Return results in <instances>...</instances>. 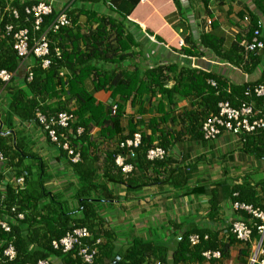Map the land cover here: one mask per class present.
I'll use <instances>...</instances> for the list:
<instances>
[{
    "label": "crops",
    "instance_id": "0c3cea01",
    "mask_svg": "<svg viewBox=\"0 0 264 264\" xmlns=\"http://www.w3.org/2000/svg\"><path fill=\"white\" fill-rule=\"evenodd\" d=\"M178 1L180 10L173 0H138L127 16L124 28L140 45L138 48H131L126 55L139 51L141 55L126 56L123 61L114 64L95 61L93 65L101 71L119 72L132 71L135 66L151 69L175 64L180 69L189 67L220 75L231 85L257 82L264 84V49L252 54L254 62L243 64L242 68L219 60L210 50L200 48L198 43L199 56L187 57L180 52L188 35L198 42L202 33L211 31V27L208 31L205 29L207 20L217 24L218 28L214 33L221 38L222 49L225 51L231 48L238 37L241 39V46L246 41L249 23L243 22L244 17H249L250 21L253 16L261 22L264 42V0H210L209 14L205 13L200 0H188L185 4L182 0ZM65 3V0H54L53 8H64ZM119 3L120 0H111L105 6L87 5L86 9L92 8L99 15L117 17L114 10ZM79 22L82 25L81 31L84 32L85 18L81 17ZM30 63V59H25L19 64L7 90L11 87L16 93L24 86L23 80ZM60 74L66 75L67 71L61 70ZM166 75L169 77L166 86L171 87L174 84L172 74ZM83 86L93 98L94 106H102L105 112H109L114 105L120 108L115 128L111 123L104 127L90 128L92 146L88 153L96 159L94 166L98 168L91 178V184L81 183L83 180L74 173L66 157L61 156L59 150L48 142L44 131L36 123L13 118L14 129L5 130L0 122L1 133L12 132L1 135H9L12 145L18 138L24 152L37 157V160L26 159L23 166L30 169L25 185L28 196L36 201L41 198L37 203V210L41 213H50L49 203L55 200L65 211L71 213V218L81 219L84 215L79 209V196L84 200H91L95 203L91 205L94 216L91 223L95 233L100 234L95 240L104 244L109 235L113 253L122 258L137 240L162 243L172 253L181 235L195 228H209L218 232L219 238L226 242L227 229L234 221L241 220L232 209L230 201V194L236 186L248 185L255 189L261 199L259 204L264 207V153H261L262 157L258 156V150L264 148L263 138L252 136L244 144L231 134L223 133L214 142L206 143L188 135L186 129L189 119H184V123L180 121L185 112L198 113L201 110L199 102L194 99L176 100L170 109L167 101L161 100L159 95H145L139 101L130 103L129 99L124 103L118 97L113 99L109 91H96L91 78L86 79ZM5 92L0 89V121L2 116H6L10 103ZM28 97L31 95L28 94ZM161 101L166 112L172 110L170 117L175 118V123H159L158 131L154 134V144L158 142L159 131L169 133L172 138L182 135L180 142L169 149L167 162L157 170L158 174L152 168L137 173L133 177L134 184H142L137 189H127L105 181L102 168L106 155L117 150L118 143L128 136L132 127L141 135H151L150 124L152 121L158 122L160 118L157 108ZM190 103L194 106L190 107ZM45 105L49 110L63 107L64 110L61 111L75 110L78 106L74 98L68 99L65 96L46 99ZM0 171L8 179L13 178V168L6 166L4 162L0 163ZM154 178L164 184H151ZM92 184L96 186L93 187ZM201 187H205L206 194L201 192ZM212 194H216L214 202L218 207L215 215L211 213ZM91 236L94 237L92 233ZM243 250L242 245L234 244L228 249L226 257L210 260L202 258L186 264H247L248 258L241 255ZM50 262L62 264L56 258H51Z\"/></svg>",
    "mask_w": 264,
    "mask_h": 264
},
{
    "label": "trees",
    "instance_id": "16d2710c",
    "mask_svg": "<svg viewBox=\"0 0 264 264\" xmlns=\"http://www.w3.org/2000/svg\"><path fill=\"white\" fill-rule=\"evenodd\" d=\"M46 1L48 0H0V71L14 74L23 60L30 59L31 62L29 71L23 80L24 86L19 88L16 93L13 92L14 90L11 87L8 88L9 90L6 88L12 78L8 83L0 80V89L6 91L5 95L10 100L6 116H2L0 122L5 130H13V118L23 122H34V112L37 108L47 115L64 110L63 107L49 110L45 105L46 99H59L61 96L68 99L74 98L78 105L73 112L77 118L74 128L81 127L83 131L73 138L74 144L78 146L81 153V161L71 166L74 173L83 180L81 183L91 184V178L98 170L94 166L96 159L88 153V149L92 146L89 136L90 128L93 126L104 127L110 123L115 128L116 121L120 116L118 106H116L114 115H111V110L105 112L102 106H94L93 98L85 91L83 86L84 81L88 78H91L96 91H109L113 99L118 97L124 103L129 99L130 103H133L134 100L139 101L145 95L150 97L159 95L162 98L161 100L167 101L170 109H172L176 100L194 99L198 101L201 110L198 113L185 112L181 115L182 119L180 120L181 123H184V119H189L186 131L190 137H196L198 140H202L200 127L204 121L203 119L210 114H216L218 104L221 102H229L232 107H238L242 102H251L254 108L260 110L264 116V99L257 98L253 94L250 96L245 95L248 89L251 90L259 82L239 86L231 85L227 79L220 75L204 73L189 67L180 69L175 64L156 66L151 69L135 66L132 71L119 72L101 71L94 66L93 62L95 61L114 64L123 61L126 56L141 55L140 51L126 55V52L130 51L131 48H138L140 45L134 41L130 32L124 28V22H126L128 14L138 0H120L118 7H115L114 10L117 17L105 14L99 15L92 8L86 9L87 5L92 7L105 6L110 4L111 0H65L66 15L70 25L61 27L56 31L49 29L57 14V10L53 9L51 14L42 16L43 22L39 30L34 31V14L32 12L27 13L26 10H30L39 2ZM173 2L180 10L179 1L173 0ZM200 2L205 13L209 14L208 5L210 0H200ZM13 11H15L16 17ZM81 17L86 20L84 32L81 31L82 25L79 22ZM248 23L245 42L251 40L252 33L257 28L255 17L252 16ZM7 26L13 28V31L8 35L6 34ZM210 27L211 31L202 33L198 42H195L188 35L183 41L181 54L187 57L199 56L198 43L200 48L210 50L219 60L230 65L241 66L242 68L243 64L247 65L254 62L252 54L246 60H243L244 50L240 45L241 39L239 37L231 48L225 51L222 49L221 38L214 33V30L218 28L217 24L212 22ZM20 29L28 30L31 45L35 39L45 35L49 47V55L45 57L49 61L47 67L42 66L41 58L34 55L22 58L13 50V34ZM259 30L261 33V28ZM261 39L263 40L262 36ZM256 66L254 65V67ZM61 70L67 71V74L61 75ZM167 73L172 74L174 84L171 87L166 86L169 78L166 75ZM208 81L214 82L215 86H211ZM28 94L31 97H28ZM193 106L194 104L190 103V107ZM171 112L172 110L168 112L164 110L161 101L157 108L160 118L158 122H151V135H141V145L133 151L137 154L136 157H131V153H127L118 147L116 151L106 155L103 162L104 167L102 168V177L105 181L125 186L127 189H137L142 186V184L137 186L134 184L133 177L137 173L152 168L156 174L157 170L163 167L167 162L166 159L149 161L146 154L153 147H161L169 151L172 146L180 142L181 134L176 138H172L169 133L159 131L158 142L154 144L156 140L154 134L158 131L159 123H175V118L170 117ZM134 133H136L135 128L132 127L126 138L131 137ZM252 136L263 138L264 142V133L245 135L241 137V140L244 144H247ZM58 150L61 156H65L60 149ZM258 151L260 153L258 156L262 157L263 154L261 153H264V148L262 147V150ZM0 154L4 158V164L13 168V178L9 179L0 171V217L2 215L9 216L11 227L9 233L0 230V243H2L0 247V264H36L39 260H47L49 264H52L50 262L51 258L59 259L62 264H85L77 257L75 250L63 253L61 249H54L51 242L60 240L73 228L82 227L87 228L89 233L91 232L94 235L93 240L97 239L96 237L100 234L95 233L94 226L91 223V220L94 219L91 205L95 203L91 200H84L83 197L79 196V209L84 215L81 219L71 218V213L65 211L63 206L57 204L55 200L49 203L50 213H46V215L41 213L37 210V203L41 201V198L39 197L36 201L33 197L28 196L29 192L26 190L25 185L30 169L23 166V161L26 159L37 160V157L26 154L18 138L14 147L11 137L9 135L4 137L1 134ZM119 154L127 156V162L135 168L133 173L126 178L114 163L115 157ZM19 177H23L24 184L21 190L16 191L13 183ZM155 180L157 178H154L151 184H164L159 180ZM166 181L168 183L169 178ZM170 181L172 182V180ZM92 185L93 187L96 186L95 184ZM3 186L5 187L2 190ZM201 190L206 194L205 187H201ZM212 198L211 213L215 215L218 212V207L214 202L216 194H212ZM260 200L255 189L248 185L236 186L230 194L232 204L242 203L264 212V207L259 204ZM12 208H15V213L11 212ZM235 212L239 215L241 221L245 222L250 228L251 240H258L257 227L261 226L262 221L246 212ZM18 213L23 214L22 220L16 219L15 216ZM191 235H197L200 239V242L195 246H191L189 243ZM204 236H207L206 240H204ZM107 238L106 243L97 246V255L93 264H105L106 262H109L108 264H114L115 262L116 264H154L155 262L186 264L192 260L200 261L204 258L202 254L208 251L219 252L220 257H226L228 249L234 244L242 245L244 250L241 251V255L249 259L251 250L249 243L240 242L235 238L231 232V226L227 229L226 242L219 238L218 232H214L209 228H195L187 231L176 242V247L172 250V253L169 247L162 243L137 240L134 241L125 256L119 258L118 261V256L113 253L109 235H107ZM9 243L13 245L16 251V257L12 261H7L2 257V253Z\"/></svg>",
    "mask_w": 264,
    "mask_h": 264
},
{
    "label": "built area",
    "instance_id": "2783aa9c",
    "mask_svg": "<svg viewBox=\"0 0 264 264\" xmlns=\"http://www.w3.org/2000/svg\"><path fill=\"white\" fill-rule=\"evenodd\" d=\"M183 4L187 3L186 0H182ZM54 0H48L46 2H39L33 6L30 10H26L27 13L32 12L35 20L33 30L38 31L42 24V16L51 14L53 11ZM16 17L15 11H13ZM243 22L248 23L249 17H244ZM69 20L66 15V8L57 10L56 17L52 21L49 29L56 31L61 27L69 26ZM211 21H206V31L210 30ZM262 24L257 21V28L253 31L251 40L249 42H243L242 47L244 50L243 60H246L250 54H255L264 49V42L261 39L260 28ZM13 31L12 26L6 27V34L8 35ZM13 50L19 57L27 58L29 55H34L37 58L42 59V66L47 67L49 64L48 59H45L49 55L48 41L45 35H41L30 44L29 33L26 29H20L13 34ZM12 77V74L6 71H0V80L4 83H8ZM211 86H215V83L208 81ZM253 94L257 98L264 99V84H257L248 89L245 95L250 96ZM116 106H112L111 115H114ZM74 110L68 109L58 112L56 114H44L39 108L34 112V123L38 125L45 133V136L50 144L60 149L69 162L70 165L77 164L81 161V153L79 148L74 144L73 138L82 133L81 127L74 128L77 118ZM200 133L202 140L206 143L214 142L223 133H229L234 138L241 140V137L245 135H256L258 133H264V116L260 110L254 108L251 102H242L238 107H232L229 102H221L218 104V112L216 114L208 115L201 124ZM141 145V134L139 132L134 133L131 137L120 141L117 147L121 150H125L127 153H133L134 149H137ZM168 151L161 147H153L147 151L146 158L149 161L165 160L168 157ZM4 160L0 154V163ZM114 163L120 170L123 176L128 177L135 170L134 166L127 162V156L119 154L115 157ZM15 190L19 191L23 188L24 179L19 177L14 180ZM232 209L234 211H243L251 214L253 217L262 221L261 226L257 227L259 239L251 240V230L248 225L241 221L236 220L231 224V232L235 238L240 242L249 243L251 246L248 264H264V212L253 209L251 206L242 203H233ZM12 213H15V208L11 209ZM17 220L23 219V214H16ZM9 216L2 215L0 217V230L4 233L10 232ZM207 236H204V240ZM200 242L197 235H191L189 237V243L191 246H195ZM100 244L99 240H93L91 234L87 228H73L64 237L58 241H52L51 246L58 250L61 249L63 253H69L76 251L77 257L85 264H93L95 256L97 255V246ZM255 249L252 254V250ZM202 256L206 259H219V252H204ZM2 257L7 261H12L16 257V251L11 243L7 245L2 253ZM118 261V259H117ZM116 263V262H115ZM114 263V264H115ZM33 264V263H26ZM36 264H49L47 260H39ZM129 264V263H127ZM154 264H163L161 262H155Z\"/></svg>",
    "mask_w": 264,
    "mask_h": 264
},
{
    "label": "water",
    "instance_id": "95a60500",
    "mask_svg": "<svg viewBox=\"0 0 264 264\" xmlns=\"http://www.w3.org/2000/svg\"><path fill=\"white\" fill-rule=\"evenodd\" d=\"M8 133L12 134L11 131H9V132H7V133H1V127H0V134H8ZM13 146L15 147V142H13ZM136 155H137V154L134 153V154L131 155V157H135ZM117 259L119 260V258H117ZM115 264H116V263H115Z\"/></svg>",
    "mask_w": 264,
    "mask_h": 264
},
{
    "label": "rangeland",
    "instance_id": "374dc122",
    "mask_svg": "<svg viewBox=\"0 0 264 264\" xmlns=\"http://www.w3.org/2000/svg\"><path fill=\"white\" fill-rule=\"evenodd\" d=\"M255 249L252 250V254L254 253Z\"/></svg>",
    "mask_w": 264,
    "mask_h": 264
}]
</instances>
